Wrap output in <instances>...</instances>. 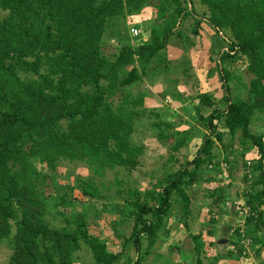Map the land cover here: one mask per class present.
<instances>
[{"label":"trees","instance_id":"trees-1","mask_svg":"<svg viewBox=\"0 0 264 264\" xmlns=\"http://www.w3.org/2000/svg\"><path fill=\"white\" fill-rule=\"evenodd\" d=\"M198 1L209 12L206 23L220 36L231 35L229 56L236 51L247 58L248 99L230 97L232 75L222 68L227 94L221 104L226 107L221 111L214 95H201L202 103L213 111L204 116L199 110L209 134L193 160L178 171H167L154 190L142 192L117 178L114 199L93 181L79 185L86 201L104 199L108 206H124L122 218L131 223L132 233L123 251L115 253L102 230L107 234L105 228H113L111 233L118 239L120 230L103 226L88 212H62L61 227L48 222L58 207L42 188L48 176L33 161L42 160L50 172L62 169L63 162L84 163L95 176L117 167L129 174L136 171L146 146L131 138L147 95L133 88L150 77L153 61L168 48L186 17L194 16L200 25L195 0H191L194 12L189 0H0V246L9 241L13 251L5 264H76L83 249L92 254L94 264H116L128 246L136 248L135 264H141L169 236L167 228L175 216L190 227V188L201 181L204 165L215 166L214 148L225 137L217 126L221 121L232 139L241 134L242 144L259 150L261 158L247 163L252 169L246 171L244 193L248 223L256 230L249 229L245 237L240 230L237 234L243 240L254 234L253 243L264 245V238L256 233L264 229V136L252 132L255 116H264V0ZM147 8L161 20L151 28L148 42L133 45L129 40L118 49L105 43L109 28ZM158 127V140L171 151L180 150L191 138L187 131L177 139L180 132L169 133L170 123L159 121ZM208 194L213 206L221 208L226 200L233 204L223 185ZM218 222L212 218L213 225ZM191 237L197 264H205L202 232Z\"/></svg>","mask_w":264,"mask_h":264},{"label":"rangeland","instance_id":"rangeland-1","mask_svg":"<svg viewBox=\"0 0 264 264\" xmlns=\"http://www.w3.org/2000/svg\"><path fill=\"white\" fill-rule=\"evenodd\" d=\"M195 10L197 16L204 17L203 19L209 15L207 8L198 0H195ZM5 14L2 13V16ZM203 19H200V25L197 26L194 16L186 17L177 34L171 38L168 48L153 61L149 69L150 77H147L143 83H137L133 88L136 93L145 92L147 95L146 105L139 111L137 117L136 132L131 138L133 143L146 146L142 164L136 171L129 174L124 168L117 167L107 170L103 176H95L84 163L63 162L62 169L58 172H50L47 164L42 160L33 161L35 166L48 176L42 182V188L49 194L50 201L58 207V210H54L47 217L52 226L61 227L65 224L62 212L67 215H71L75 210L89 212L103 223L117 226L122 236L117 245L113 241L110 242V246L121 251L132 233L131 223L122 218L124 206L118 204L108 206L104 199L91 198L90 201H86L88 198L80 192L79 185L83 181H93L102 192L113 196L110 199H114L115 195H118L116 191L118 189L115 188L117 178L124 179L125 186L129 184L138 186L142 192L154 190L157 180L163 178L167 171H178L187 161L193 160L199 151V148H196L199 147L197 141H201L199 137L202 134L201 138H204L209 134L207 127L199 120V112L197 113V108L201 113L202 106L207 108L200 100L201 95L205 91H210L208 93H213L220 110L224 111L226 107L221 104L227 94L222 68L227 69L232 75L229 82L230 97L248 99L245 88L251 81V75L247 71V58L236 51H231L229 56L227 49H230L233 40L231 35L223 32V36H220ZM160 23L161 20L157 19L155 10L147 8L143 13L127 17L123 24L109 28L105 43L114 49L120 48L129 40L133 45L146 43L150 39L153 25ZM132 27H137L142 32L140 37L132 36ZM196 29L198 33L195 32ZM224 51L225 59L220 60ZM186 99H190V102L186 103ZM209 112V109L205 110L206 114ZM159 121L173 125L168 131L171 134L178 128L180 135L176 136L177 139L187 131L191 138L180 150L171 151L158 140ZM217 126L219 131L225 133V137L223 143H217L214 148V153L218 154L215 166L204 165L200 172L201 181L190 188L193 203V213L189 219L190 227L185 221L179 220V216H175V220L172 219L167 228L170 233L172 232V236L170 234L165 236L160 243L161 252L155 258L152 254L146 256L141 264H197L198 256L195 253L191 234L201 232L205 243V252L202 253L201 258L205 264H215L214 259H218L217 264L264 263V245L253 243L254 234L249 235L245 240L237 234L240 230L245 237L249 229L256 230L254 225L248 223L250 209L244 193L248 186L245 174L248 169H252V165L249 167L247 163L251 161L253 164L261 158L259 150L250 143L242 144L241 134L232 139L223 121ZM252 132L264 136V116H255ZM226 161L229 163L228 166H225ZM211 179L215 181L211 182ZM220 185L226 188L228 199L232 200L233 204L227 203L226 200L222 207L218 208L213 206V199L208 193ZM63 200L65 204L61 203ZM180 211L179 206L175 212ZM215 217L219 222L213 225L212 218ZM112 230L114 229L105 228L109 233ZM212 231L213 235L210 234ZM256 233L264 238V229ZM104 234L102 230V237L105 240ZM178 245L184 252L189 253L188 257L179 254ZM130 247L133 249L132 253L121 261L122 264L137 262L136 248ZM12 253L11 243L9 241L2 243L0 264L7 263ZM77 257L79 261L76 264H94L92 254L86 249L78 252Z\"/></svg>","mask_w":264,"mask_h":264},{"label":"crops","instance_id":"crops-1","mask_svg":"<svg viewBox=\"0 0 264 264\" xmlns=\"http://www.w3.org/2000/svg\"><path fill=\"white\" fill-rule=\"evenodd\" d=\"M228 52V51H227ZM223 53V52H222ZM221 53V56H220V58L222 57V54ZM225 53V52H224ZM222 60V59H221ZM212 86H214V84L212 85ZM185 90V89H184ZM208 92H210V91H205V92H203V94H209V95H212L213 93H208ZM182 99H183V96H182ZM184 99H185V95H184ZM187 100V102L186 103H188V102H190L188 99H186ZM204 108V109H203ZM201 109H202V114L204 115V116H208L213 110H212V108H209V107H207V108H205V107H201ZM206 109H209L210 110V112L209 113H205V110ZM199 112V110H198V108H197V113ZM176 131H180L178 128H176ZM176 131H174V132H176ZM207 132V131H206ZM208 133V132H207ZM199 136H200V133L198 134ZM201 136H202V134H201ZM201 136L199 137L200 139H201V141H197L198 142V144H199V147L198 146H196V148H200V146H201V144H202V139L203 138H201ZM195 138V137H194ZM197 140V139H196ZM159 145V144H158ZM202 172V171H201ZM89 213V212H88ZM179 220H181V219H179ZM104 225L103 226H107V224H105V223H103ZM177 225H178V223H177ZM108 232V231H107ZM170 236H172V232L170 233ZM105 237H106V241L109 243V247H110V250L111 251H113V252H115V253H119V252H121V251H123V249L121 250V251H119V250H117V248H112L110 245V242L112 243L113 241H114V244H118L119 243V239L118 238H116L115 236H114V234L113 233H107V234H105ZM161 243V242H160ZM160 243H158L157 244V246H156V249H154V252L152 253V257L154 256V258L155 257H157L158 256V254L161 252L160 250H159V248H160ZM133 247V246H132ZM132 248L131 247H128L127 249H126V251H125V254H123V256H122V258L116 263V264H122L121 263V261H123L124 259H126V257H128L129 256V254L130 253H132ZM183 254L185 255V258L186 257H188V254L189 253H187L186 251L184 252V250H183V252H182V256H183ZM179 257H181L180 255H179ZM182 258V257H181ZM94 263V262H93Z\"/></svg>","mask_w":264,"mask_h":264},{"label":"water","instance_id":"water-1","mask_svg":"<svg viewBox=\"0 0 264 264\" xmlns=\"http://www.w3.org/2000/svg\"><path fill=\"white\" fill-rule=\"evenodd\" d=\"M189 5H190V11L191 12H194V6H193V4H192V2H191V0H189ZM197 18H199V20L200 19H203L204 17H201V16H197ZM203 20H205V21H207L208 22V20L205 18V19H203ZM227 51L229 52V50L227 49ZM225 52V51H224ZM224 52L222 53V54H224ZM220 60H221V58H220Z\"/></svg>","mask_w":264,"mask_h":264},{"label":"built area","instance_id":"built-area-1","mask_svg":"<svg viewBox=\"0 0 264 264\" xmlns=\"http://www.w3.org/2000/svg\"><path fill=\"white\" fill-rule=\"evenodd\" d=\"M131 33L133 36L138 37L140 35V31L136 28L131 29Z\"/></svg>","mask_w":264,"mask_h":264}]
</instances>
